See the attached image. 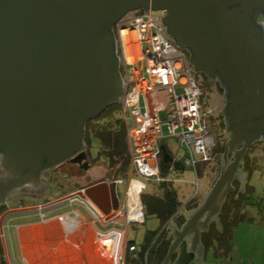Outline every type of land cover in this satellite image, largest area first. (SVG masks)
<instances>
[{"label":"water","instance_id":"1","mask_svg":"<svg viewBox=\"0 0 264 264\" xmlns=\"http://www.w3.org/2000/svg\"><path fill=\"white\" fill-rule=\"evenodd\" d=\"M257 3L264 8V0H0V153L5 157L0 204L15 191L12 180L26 187L41 183L35 195H45L51 181L41 179V171L82 148L86 121L120 102L113 26L131 10L164 11L163 21L177 44L191 49L192 64L218 75L234 105L244 102L235 125L248 115L255 128L247 135L250 143L264 130V34L253 18ZM256 114L263 119L253 121ZM161 147L165 162L185 168ZM245 149L223 164L205 199L174 231L162 264H171L175 251L173 264L200 261L201 233L233 189ZM84 158L82 151L71 160L82 164ZM73 196L90 201L104 215L121 202L115 180L95 182L67 198Z\"/></svg>","mask_w":264,"mask_h":264},{"label":"built area","instance_id":"2","mask_svg":"<svg viewBox=\"0 0 264 264\" xmlns=\"http://www.w3.org/2000/svg\"><path fill=\"white\" fill-rule=\"evenodd\" d=\"M164 16V11L140 8L127 12L113 26L116 53L126 59L123 62L118 55L126 76L121 104L127 122L130 117L134 119L129 135L132 169L127 178L115 179L117 191L119 186H124V197L121 200L119 195L120 207L109 218L120 229L112 231L108 239L112 240L118 264L124 263V257H118L117 248L128 233L129 224H141L146 219L142 194L147 184L143 179H166L160 175L162 138L171 136L177 139L178 150L184 148L188 153L182 159L172 154L174 160L181 161L185 168H192L196 175L199 163L212 161V150L216 146V139L206 123L207 113H203V91L195 77L194 66L183 49L167 35ZM125 31L129 32L134 53L137 51L135 46H138L140 65L133 66L134 63L127 58ZM141 82L145 86L141 87ZM162 112L166 113L165 120L161 117ZM164 125H167V134ZM170 165L174 170V163ZM134 173L138 178L133 177ZM94 215L100 219L99 211ZM39 216L45 220L48 213L42 209ZM61 219L66 222L63 217ZM130 249L137 248L131 246Z\"/></svg>","mask_w":264,"mask_h":264},{"label":"rangeland","instance_id":"3","mask_svg":"<svg viewBox=\"0 0 264 264\" xmlns=\"http://www.w3.org/2000/svg\"><path fill=\"white\" fill-rule=\"evenodd\" d=\"M116 55L119 60V69H120L119 72L122 79V93H121V97H122L124 94L123 80H125L126 76L123 70L124 64H122L119 59V56L121 55L117 53ZM121 57H122L121 60L124 62V60L126 59L124 58V56ZM140 57L141 56H139V58ZM139 58L133 61L134 63L133 66H136V64L138 65L141 64ZM195 77L203 91L201 101L204 104L203 113L205 115L208 109L210 110L211 113L213 109V115H217L225 105H226L225 108L229 106V99L228 97H224L219 86L216 87L214 84H212V81L210 79H207L203 73L196 72ZM139 85L141 87L145 86V84L142 82ZM218 88L220 90V93L218 92ZM121 97H120V102H121ZM161 117L163 118V120H165L166 113L162 112ZM129 121L132 124L131 128H133L134 119L130 117ZM206 123L208 125V128L213 133L215 139L217 132L219 133L223 131V133H226L224 131V126L220 124L219 119L216 118L215 120V117L213 118L210 117L208 121H206ZM163 128L165 134H167L168 133L167 125H164ZM232 128L233 127H231V129ZM221 141L226 142L227 150H229L228 148L233 147V145H231V142H233V137L229 136L227 133L224 134ZM161 143L167 144L170 154L176 156L177 159H182L184 155L188 153V151L184 148L178 150L179 144L175 137H171V136L164 137L162 138ZM100 148L101 147H100L99 139L93 136L91 138V145L89 148V154L91 158L89 160L91 163V167H89V169L85 170L84 168L75 164H65L63 166V171L61 173L56 172L55 174H53L54 178L49 180L51 181V183L45 197L41 196V197L26 199V202L29 201L37 202V201H43L46 198H50L53 190L59 188V185L57 184L60 183H61L60 188H63L62 186L68 187L67 185L69 183L70 185L69 188L74 189L76 187H79L80 185H84L85 183L94 181L95 179L103 178L104 180L105 178H112L114 175L107 168V163L105 159L101 158L98 162L94 160L98 156V152L100 151ZM251 155H253V157L254 156L256 157V159L253 160L255 166H253L254 169L252 170V173L250 174L248 170L243 172V170L241 169L240 172L242 173H239V175H240V179H243L245 177L246 181L244 183L248 182L252 186L253 191L248 194L249 197L246 200V204L244 205V209H243V212L247 215V218L241 221L235 230V238L233 241V248L230 255L227 258L225 257L219 258L214 254V248L211 247L206 252L205 251L201 252L200 261L195 264H249L248 261L252 255H254V257H257L258 255L261 260V253L259 250L264 247V147L254 148L251 151ZM232 160L233 159L231 152L228 153V155L226 154V156L215 155L214 159L208 162L209 164L204 168V172L200 176H197L192 168H184L183 170H178L175 167L174 170L171 169L169 173L170 179H172V182L174 184V187L178 191L180 199L183 202H186L192 196H197V200L199 201V205H200V203L205 199V195L212 189L217 179L220 177L223 164L226 167L227 164ZM0 168H3L2 162L0 164ZM64 175H65V179L63 178ZM46 177L47 175H44L42 178L46 180L48 179ZM133 177L138 178L137 173H134ZM143 180L147 184L146 191L151 192L157 189V183L153 179H143ZM63 181L64 183L65 182L67 183L63 184ZM118 192L121 199H123L124 197L123 185L119 186ZM12 194H14V191L8 195V198H10ZM68 196L69 195H66L58 200L59 201L64 200ZM10 199H8L6 203H4L8 206L7 209L0 216V234L2 238V243L5 242L6 240L4 233L7 230V228L5 226L10 217L24 211V209H30V210L31 208L37 209V205L28 208H20V207L9 208L10 204H19L22 202L16 199H14L15 201L10 202L9 201ZM40 206L41 208L39 207L38 211H41L42 209L44 210L46 209L45 207H47V205L45 204L44 205L42 204ZM159 225H160V221L155 216H148L146 222L141 224L130 223L128 227L129 229L128 239L135 240L137 243H140L143 240L147 230L157 229ZM125 237H122L119 248H117L118 257L122 255L124 259H125V251H126V248L124 247V242H126L127 240V239L125 240ZM103 242L109 243L110 248H108L109 247L108 246L106 250L108 251L109 249V251L111 250V252H113L112 240H103L102 244H104ZM4 255H5V249H4ZM112 255L115 259V254L113 253Z\"/></svg>","mask_w":264,"mask_h":264},{"label":"trees","instance_id":"4","mask_svg":"<svg viewBox=\"0 0 264 264\" xmlns=\"http://www.w3.org/2000/svg\"><path fill=\"white\" fill-rule=\"evenodd\" d=\"M187 48L192 53L191 49ZM217 77L223 82L221 84L226 87L227 85L224 81L219 76ZM222 125L225 126L223 123ZM84 129V144L88 152L93 136L100 141L101 148L94 160L98 162L101 158H104L107 168L114 175L112 178L105 179L127 178L132 169V156L129 151L130 125L125 119L121 102L118 100L114 101L97 115L89 118ZM221 132H217L218 135L216 133V146L212 150L213 159L215 155H228L227 144L221 141L225 133ZM255 159L256 157H253L251 153L246 155L241 161L243 172L248 170L250 174L252 173L253 166H255L253 160ZM208 164V162H201L197 165V176L204 172V168ZM171 169L170 163H166L161 158L160 175L166 179L157 181L154 178L153 180L157 183V189L151 192L145 191L142 194L146 219L148 216H155L159 219L160 225L157 229L147 230L140 243L135 240L127 241L124 264H162L175 239L174 230L181 229L187 221V213L199 205L197 196L191 197L186 202L180 199L178 191L174 187L172 179H170L169 173ZM245 181V177L243 179H233V189L227 193L223 200L220 213L211 219L207 229L201 233L202 252H206L213 247L214 254L219 258H227L230 255L233 248L235 230L239 223L247 218L243 209L249 197L248 194L253 191L252 186L248 182L244 183ZM7 206L6 204H0V216L7 209ZM131 246H135L137 249L133 251L130 249ZM176 257L177 254L174 253L171 258V264L174 263ZM0 264H8L4 255L1 234Z\"/></svg>","mask_w":264,"mask_h":264},{"label":"crops","instance_id":"5","mask_svg":"<svg viewBox=\"0 0 264 264\" xmlns=\"http://www.w3.org/2000/svg\"><path fill=\"white\" fill-rule=\"evenodd\" d=\"M129 125L132 124L130 123ZM46 180L49 181V179ZM101 180L103 178L95 179L74 189L69 188V183L68 187L62 186L63 188H60L59 185V188L53 190L51 197L43 201L26 202V199L45 197L47 193L41 196L24 194L25 196L19 199L22 201L21 203L10 204L9 208H28L37 205V209H24V211L8 219L5 226L7 230L4 233L6 240L3 242L7 263L118 264L112 255L113 252L111 250L107 252L106 250L109 243L107 247L105 246V242L102 244L103 240L109 239L112 231L120 230L109 219L115 211L110 215H104L100 212L99 219L94 215L99 210L97 211L90 201L81 199L78 196L61 201L58 200ZM66 183L63 181V184ZM9 201L11 202L12 199ZM42 204L47 205L44 210L47 211L48 218L45 220L40 218L38 211ZM192 211L187 213V219L190 217ZM61 217L65 219V223H63ZM29 228L31 230H28ZM128 234L129 231L125 237L126 241L129 240ZM259 251L261 253V260L258 255L257 257L252 255L254 258L250 257L249 264H264V247Z\"/></svg>","mask_w":264,"mask_h":264},{"label":"flooded vegetation","instance_id":"6","mask_svg":"<svg viewBox=\"0 0 264 264\" xmlns=\"http://www.w3.org/2000/svg\"><path fill=\"white\" fill-rule=\"evenodd\" d=\"M258 3L255 5V9H253L254 10L253 11V14H254L253 18H254L255 23L257 24V26L262 30V32L264 34V8L261 6L262 5L261 3L260 4H258ZM155 11L156 12H161L162 10H155ZM166 33H167V35L170 38H172L175 41L176 45H178L176 40H175V38L168 31L167 25H166ZM178 46L181 49H183V51L185 52L186 56H188V58H189V60L191 62L192 53H190L189 49L187 47H184V46H180V45H178ZM191 64H192V62H191ZM192 65L194 66L195 73L196 72L197 73H203L207 79H210L212 81V84H214L216 87L219 86V88H220L221 92L223 93L224 97H228V99H229V106L230 107L228 106L227 108H225V106H226L225 105L217 115H213V109H212V113L208 109L207 116H206L205 119H206V121H208V119L210 117H212V118L215 117V120L217 118V119L220 120V124L223 123L225 125L224 126L225 127L224 131L229 136L234 137L235 135H237L238 139L235 142L236 148H233L235 146L228 148L230 150V151L228 150V153L231 152L232 159L233 160L235 159L236 152L237 151H241L245 145H246V149H245L244 153L242 154L241 161L246 157V155H249L254 148H259V147L263 148L264 147V130H262L261 133H259V135L256 138H254L250 143H247V135H249V134H251L252 132L255 131L254 126L251 125L252 122H251L250 118L248 117V115L245 114L243 117H240L239 127H236V125H235V122H236L235 121V115L237 114L236 118L239 117L238 113L241 111V107L242 108L244 107V102L242 103L240 101L237 105L236 104L234 105L232 100H231V97H232L231 90L229 89L228 86L225 87L224 84H221L223 82H221L219 80V78L217 77L218 75H213L212 73L209 74L208 72L201 71L194 64H192ZM119 71H120V69H119ZM219 88H218V92L220 93ZM226 102H227V100H226ZM203 110H204V104H203ZM226 116L228 118V122H227ZM261 119H263V115L262 114L261 115L260 114H256L252 118V120L256 121V122L260 121ZM84 127H85V125H84ZM231 127H233V128L231 129ZM84 136H85V129H84V134H83V139H82V143H83V147L82 148H80L77 152H75L71 156L65 158L64 160H62L58 164H56V165H54L52 167L43 169L41 171V173H40V178L42 179V177L44 175H47L46 178H48L49 180L53 179L54 178L53 174H55L56 172L61 173L63 171V166L65 164H75V165H79L80 167H82V164L88 163L89 167H91V163L89 161L91 158H90V154H89V152H88V150H87V148L85 147V144H84ZM235 138H236V136H235ZM162 145H165L166 149L168 148L167 144L161 143V146ZM231 145H234L233 142H231ZM161 149H162V147H161ZM82 151L85 153V158H84L82 164H80L78 162H74V161L71 160L75 155H77L79 152H82ZM4 158H5L4 155L2 153H0V164H1L2 161L5 162ZM161 158L163 159V149L161 151L160 160H161ZM3 165H4V163H3ZM240 169H241V163L239 165V173H242V172H240L241 171ZM85 170H87V169H85ZM239 173H237L235 175L234 179L240 178ZM63 178L65 179V175L63 176ZM60 184H57V185H60ZM10 185H12L13 189L15 190L14 194H12L10 198L12 199V201H15L14 199L19 200L20 198H22V196H25L24 194H32V195H34L35 193L39 194V192H36L35 190L39 187V185H41V183L32 184L31 186L26 187L22 183H17V181L12 180ZM14 186H15V188H14ZM3 205H4V203H3ZM126 244H127V241H126ZM174 253L178 254V251H175Z\"/></svg>","mask_w":264,"mask_h":264},{"label":"bare ground","instance_id":"7","mask_svg":"<svg viewBox=\"0 0 264 264\" xmlns=\"http://www.w3.org/2000/svg\"><path fill=\"white\" fill-rule=\"evenodd\" d=\"M128 35H129V32L125 31L124 32V36H125V42L127 43V46H126L127 53H126V55H127L128 60L133 62L135 59H137L140 56V53H137L138 52V46L137 45L135 46V49L137 50L136 53L133 52V47L129 43L130 41H129ZM28 230H31V229L29 228ZM105 246L107 247L108 243H105ZM109 248H110V246H109ZM107 252H109V249H108Z\"/></svg>","mask_w":264,"mask_h":264}]
</instances>
